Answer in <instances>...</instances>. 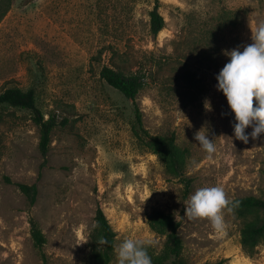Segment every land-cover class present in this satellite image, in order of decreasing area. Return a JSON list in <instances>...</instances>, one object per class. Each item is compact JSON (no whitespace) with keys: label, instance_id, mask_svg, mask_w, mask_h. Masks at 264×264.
<instances>
[{"label":"rangeland","instance_id":"obj_1","mask_svg":"<svg viewBox=\"0 0 264 264\" xmlns=\"http://www.w3.org/2000/svg\"><path fill=\"white\" fill-rule=\"evenodd\" d=\"M159 1L164 26L153 35L154 0H0V91L32 87L44 116L58 123L44 160L31 112L0 106V264H43L30 238L31 216L46 235L50 264H87L97 206L116 233L110 264L127 238L162 247L164 236L147 222L153 210L180 221L187 264H264V240L252 256L241 250L232 211H223L222 232L184 215L190 196L205 186H221L229 200L264 199V136L236 139L234 113L216 88L226 52L251 44V28L264 22V0ZM103 66L141 76L135 103L144 127L174 134L189 151L187 196L133 136L134 104L101 78ZM200 130L214 139L212 159L194 138ZM18 182L36 184L31 207Z\"/></svg>","mask_w":264,"mask_h":264},{"label":"trees","instance_id":"obj_2","mask_svg":"<svg viewBox=\"0 0 264 264\" xmlns=\"http://www.w3.org/2000/svg\"><path fill=\"white\" fill-rule=\"evenodd\" d=\"M159 6L160 1L154 0L149 11V30L153 35H157L164 26V18L159 12ZM100 76L107 84L116 88L133 102L134 120L131 124L133 136L142 147L157 156L168 175L183 183V194L187 196L191 188V178L185 174L189 151L175 142L174 134L153 135L144 127L142 113L135 103L138 91L143 84L141 76L125 74L110 66H103ZM0 106L23 108L31 112L32 121L39 132L38 149L45 160L49 150L51 132L58 123L54 115L44 116L37 105L35 90L32 87L25 90L17 86L7 87L0 91ZM16 186L25 196L28 207H31L38 194L36 184L18 182ZM230 201L238 202V206L234 207L232 212L240 220L241 250L246 255L252 256L256 247L264 240V199L247 195L235 197ZM147 222L155 233L164 236V242L159 250L146 245L152 264H187L183 253V241L179 235L180 221L161 210H153L147 215ZM29 224L33 246L37 249L42 263L50 264L43 249L47 242L46 235L32 216L29 217ZM115 235L103 209L97 206L94 211L93 225L87 235V264H110L114 253ZM101 239L106 243H101ZM215 264L221 263L219 261Z\"/></svg>","mask_w":264,"mask_h":264},{"label":"clouds","instance_id":"obj_3","mask_svg":"<svg viewBox=\"0 0 264 264\" xmlns=\"http://www.w3.org/2000/svg\"><path fill=\"white\" fill-rule=\"evenodd\" d=\"M251 31L252 43L242 51L239 48L227 51L230 59L216 76V88L225 95L234 113V137L244 143H248L250 136L256 139L264 134V22L258 23ZM210 107L205 101V108ZM248 127L252 128L250 133L246 132ZM194 138L208 159H212L217 148L208 131L200 130ZM236 206L238 202L230 201L221 186H205L190 196L184 215L189 219L206 218L214 231L222 232L226 228L224 209L230 212ZM100 242L106 243L103 239ZM150 243L143 239H124L116 249L117 264H152L146 247Z\"/></svg>","mask_w":264,"mask_h":264}]
</instances>
